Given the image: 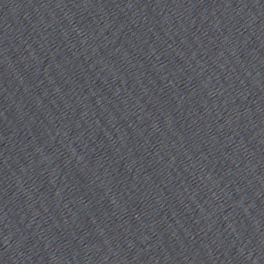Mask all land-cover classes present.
<instances>
[{
    "label": "water",
    "instance_id": "water-1",
    "mask_svg": "<svg viewBox=\"0 0 264 264\" xmlns=\"http://www.w3.org/2000/svg\"><path fill=\"white\" fill-rule=\"evenodd\" d=\"M182 108L244 264H264V0H153Z\"/></svg>",
    "mask_w": 264,
    "mask_h": 264
}]
</instances>
